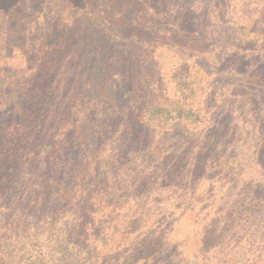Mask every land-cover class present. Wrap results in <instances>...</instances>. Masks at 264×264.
I'll use <instances>...</instances> for the list:
<instances>
[{
  "label": "trees",
  "instance_id": "obj_1",
  "mask_svg": "<svg viewBox=\"0 0 264 264\" xmlns=\"http://www.w3.org/2000/svg\"><path fill=\"white\" fill-rule=\"evenodd\" d=\"M204 1L0 0V264H215L229 207L189 188L174 212L161 187L199 162ZM202 167L252 193L236 163ZM231 187L217 190L238 197ZM261 197L230 216L259 238ZM260 242L239 263L264 264Z\"/></svg>",
  "mask_w": 264,
  "mask_h": 264
},
{
  "label": "rangeland",
  "instance_id": "obj_2",
  "mask_svg": "<svg viewBox=\"0 0 264 264\" xmlns=\"http://www.w3.org/2000/svg\"><path fill=\"white\" fill-rule=\"evenodd\" d=\"M197 15L199 24H202L201 30L209 26L208 32H213L209 36L212 60L207 71L211 86L207 87L204 97L202 96L205 107L201 123L202 143L194 149L191 156L195 163L199 162L196 165L191 163L186 170L178 168L183 172L191 169L195 171L194 175L183 177L185 181L173 178L172 184L171 180L168 184L166 178L162 177L161 187L169 191V210L174 212L180 211V191L189 188L194 194L189 201L213 194L219 205L229 207L226 208V214L232 226L219 232L222 252L215 259V264H223L230 259L234 260L233 264H244L238 261L244 251L241 244L248 245L254 240L258 243L259 240L261 248L255 254L264 255V232L260 231L263 234L260 238L254 236L257 229H250L247 225L246 222H250V219L240 217L246 216L243 211L230 217L241 200L245 205L253 206V193L259 192L264 199V0H205ZM208 156L236 163L239 171L236 177L240 179L238 183L244 184L246 191L250 190L252 193L249 195L248 191L243 194L241 189L236 190L231 179L222 178L219 172L204 170L202 163ZM219 179L221 184L232 186L238 197L223 198L222 189L217 190ZM211 184L216 185L214 193H210ZM205 188L209 190L198 197ZM224 199L225 204L222 201ZM259 208L262 210L264 203ZM240 219L245 220V223L242 224ZM256 220L258 224L254 225L258 229L264 228V209L262 217ZM167 227L171 228L170 222ZM178 229L179 226L176 230ZM179 244L180 241L176 246H171L166 255L177 254ZM166 255L164 259H167ZM228 264H232V261Z\"/></svg>",
  "mask_w": 264,
  "mask_h": 264
}]
</instances>
